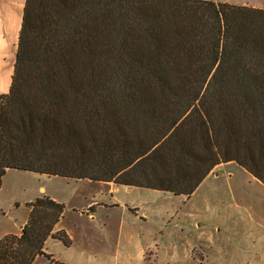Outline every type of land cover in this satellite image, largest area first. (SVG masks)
Wrapping results in <instances>:
<instances>
[{
    "label": "trees",
    "instance_id": "16d2710c",
    "mask_svg": "<svg viewBox=\"0 0 264 264\" xmlns=\"http://www.w3.org/2000/svg\"><path fill=\"white\" fill-rule=\"evenodd\" d=\"M264 185V9L209 0H25L0 94L10 170L190 197L220 164ZM0 264H34L65 207L26 206Z\"/></svg>",
    "mask_w": 264,
    "mask_h": 264
},
{
    "label": "rangeland",
    "instance_id": "374dc122",
    "mask_svg": "<svg viewBox=\"0 0 264 264\" xmlns=\"http://www.w3.org/2000/svg\"><path fill=\"white\" fill-rule=\"evenodd\" d=\"M42 197L65 207L62 226L70 227L75 213L85 214L81 226L89 244L84 237L76 238L79 255L67 251L71 244L66 248L56 239L47 242V250L60 260L72 257L74 264H264V185L233 162L215 167L190 197L10 170L1 180L0 239L5 233L20 234L17 231L28 218L26 206ZM89 204H96L90 209L94 221L87 219ZM92 252L97 261L86 259ZM36 260L34 264H64L52 255Z\"/></svg>",
    "mask_w": 264,
    "mask_h": 264
},
{
    "label": "crops",
    "instance_id": "0c3cea01",
    "mask_svg": "<svg viewBox=\"0 0 264 264\" xmlns=\"http://www.w3.org/2000/svg\"><path fill=\"white\" fill-rule=\"evenodd\" d=\"M247 1V2H246ZM243 0L240 2L237 1H226V3L236 4V5H249L253 8L258 9H264V0ZM24 2L25 0H0V94H6L9 91L10 85H11V77L13 74V67L15 62V53L17 48V42H18V36L19 31L21 27L22 22V16H23V8H24ZM218 2H225V1H218ZM93 205L96 204H89L87 205V211L89 212V217L87 216V219L94 221V211H90L91 207H94ZM85 215V214H84ZM83 214L75 213L73 216V219L69 220L70 227L62 226V223L65 219V217H61L58 224L54 227L53 233H56L57 231H64L68 237L71 240V246L67 248V251L69 252H76L77 255H79L81 252L79 247H75V240L77 237H84V243L89 244V235L87 233H84L83 228L81 226V219L84 216ZM79 220V222H78ZM26 221L23 223V225L19 228L17 232L21 230V228L24 226ZM82 233V234H81ZM9 233H5L3 236L7 235ZM2 236V237H3ZM1 237V238H2ZM52 239L49 238L45 245H44V254L47 256H51L56 259V261L63 262L64 264H74V260L72 257H69L68 259L60 260L56 258L53 254H51L46 246L47 242L51 241ZM82 249V248H81ZM75 253V252H74ZM92 255H88L86 259L89 260L92 258L91 262L97 261V256L95 253H91ZM74 256V254H72ZM37 261V260H36Z\"/></svg>",
    "mask_w": 264,
    "mask_h": 264
}]
</instances>
